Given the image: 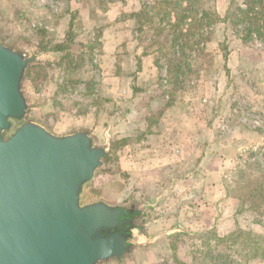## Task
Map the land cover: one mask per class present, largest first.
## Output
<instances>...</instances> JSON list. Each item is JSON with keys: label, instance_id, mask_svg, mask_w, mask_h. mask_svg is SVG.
<instances>
[{"label": "rangeland", "instance_id": "obj_1", "mask_svg": "<svg viewBox=\"0 0 264 264\" xmlns=\"http://www.w3.org/2000/svg\"><path fill=\"white\" fill-rule=\"evenodd\" d=\"M0 38L29 61L22 82L27 113L5 136L33 122L58 136L86 133L105 152L82 205L123 209L128 246L120 258L99 264H217L221 254L231 264H264L251 252L264 248V150L243 144L229 165L222 158L204 161L202 178L190 187L201 192L205 208L196 226L192 198L185 206L177 196L169 199L176 180L167 162L134 178V162L122 160L124 150H134V76L140 75L146 79L135 91L154 94L151 121L173 103L168 120L178 119L189 137L201 125L216 128L221 144L214 149L224 158L232 154L228 143H247L252 135L257 139L248 145L264 141V99L254 95L264 85L252 83L258 70L249 66L264 49V0H0ZM232 48H247L248 65L228 76ZM151 96L140 101L141 111ZM193 165L187 162V171ZM140 166L146 169V162ZM215 171L219 183L223 174L224 198L220 188L210 190ZM216 196L220 203L234 200L237 224L226 235L215 228L227 213L216 216L205 204ZM232 204H224L228 214Z\"/></svg>", "mask_w": 264, "mask_h": 264}, {"label": "water", "instance_id": "obj_2", "mask_svg": "<svg viewBox=\"0 0 264 264\" xmlns=\"http://www.w3.org/2000/svg\"><path fill=\"white\" fill-rule=\"evenodd\" d=\"M28 60L0 38V264H99L126 253L116 229L125 211L82 205L105 157L83 132L65 136L27 122L22 82Z\"/></svg>", "mask_w": 264, "mask_h": 264}, {"label": "crops", "instance_id": "obj_3", "mask_svg": "<svg viewBox=\"0 0 264 264\" xmlns=\"http://www.w3.org/2000/svg\"><path fill=\"white\" fill-rule=\"evenodd\" d=\"M245 50H247V48H242L239 50H234L232 48V53L230 54V57L234 58V61L232 62V64L231 61L228 64V76L231 75L232 70H240V68H246V66L248 65L246 61V56H244L246 54ZM260 54L261 56L258 57V60H254L252 64H249L250 67L252 66L255 70H258V74L255 76L256 78L252 80V83H255L256 86H258L259 84L264 85V49L260 52ZM144 79L146 78L142 75H140L139 77L134 76V101L136 102L135 108L138 104L137 109L134 108V121H136L134 122V150H124L122 160H125L126 162H134V178L138 177L139 174L142 172L145 173V171H147L146 175H151L150 173L156 171V166L162 169L163 164L161 165L160 163H162L163 161L167 162L165 165H167L166 167L169 169L170 172L174 173V177L176 180L175 186H173L169 192V199L173 198V195L175 197L177 196L176 201L178 202V204H184L185 206L187 203L188 196H190L192 198V200L190 201L192 207H190L191 205L188 207H190L194 211L192 213V216L190 217V221L194 226H196L197 224L202 223L204 217L203 211L205 208L202 203L203 200L201 192L197 190V187L192 190L190 187L193 180H196L197 177L202 178V164L204 163V161L214 160L215 162H218L219 159L222 158L225 159L226 164L229 165L233 162L234 157L240 154L241 148H243V144H245L246 147L257 145L259 149L264 150L263 148H261L264 147V141H257L258 144L248 145V143H252L255 141V139H257L255 138V135H252V138L250 136L248 138V140L252 139L250 142L246 143L245 140H243L231 144L228 143L226 147L232 149L233 152H230L232 154L229 156V158H224L220 156L224 153L216 152L214 149L215 147H218L221 144V140L218 139L216 136V128L212 130L211 128H204V126L201 125L198 129H194L193 135L189 137L186 135V129L184 125L179 122L178 119L176 120L173 118V120H168V118L170 117L169 115L171 114L170 112H172V109L176 107L173 103L167 104V107L164 109V111H166L158 122L151 121V117L149 118V116L153 115L154 107L152 104L153 99L151 98L154 97V94H151L149 89H139L137 92L135 91L136 87H139V85H141L145 81ZM150 95H152L150 97L151 101L148 102H150L151 104L146 105V103L143 102L145 103L144 106H146V111H141V109H143V106L139 104L140 101ZM254 95L255 98H260L263 101L264 90H259L256 94L254 93ZM261 109L264 112V106ZM135 115L138 116V119H140L141 117V121L137 122V120L135 119ZM207 130H210L211 134L208 137L204 138L203 133ZM204 149H208V151L204 152ZM190 161H192L194 164L193 169L187 171L185 164ZM142 162H146V169L141 166L139 167ZM197 164H199V168H197ZM213 173L214 175H216V182H214V184L211 183L210 190L217 191L220 188V196L222 195L221 197L224 198L223 195H225V192L222 190V187L220 185L221 182H223V174L221 175V181L219 183L217 181V172L215 171ZM210 175L212 176V174ZM146 184L148 185L149 183L146 182ZM174 188H176V190H174ZM218 197L219 196H216L214 200H210V202L205 204L209 206V210L211 212H214V215L216 216L221 210L227 213L224 218L218 221L215 228L220 235H226L230 231H232L237 224L235 216L236 208L235 204H232L234 201L233 199H228L224 201L228 206L232 204V207L234 209V214H228L231 209L228 207L226 208L224 206V202L220 203L221 200H218ZM178 209L175 208L174 211H178ZM182 210H184V208H182ZM215 220V218H212L211 223H215ZM246 223L249 224L250 227L253 226L255 228H259L258 224H250V222ZM177 226V229L175 230L180 231V225Z\"/></svg>", "mask_w": 264, "mask_h": 264}, {"label": "trees", "instance_id": "obj_4", "mask_svg": "<svg viewBox=\"0 0 264 264\" xmlns=\"http://www.w3.org/2000/svg\"><path fill=\"white\" fill-rule=\"evenodd\" d=\"M140 14V13H139ZM139 14H136L135 16H137L136 17V19L137 20H139ZM204 19V17H201L199 20H203ZM139 23H140V21H139ZM140 29H142V25H141V23H140ZM185 37H187L185 34H182L181 35V39H184ZM180 38H178V37H175V40H174V42L175 41H177L178 39H180ZM59 49V48H58ZM61 51V50H60ZM179 69H181V66L180 67H178ZM263 190V189H262ZM264 196V195H263ZM126 216V215H125ZM255 224H259V223H255ZM239 233V237L241 238V237H245V236H248L247 235V233H244V232H242V231H239L238 232ZM217 240H219L220 241V238H217ZM257 245V244H256ZM252 247V254L254 253V255H253V258H255V257H262V258H264V255H260L259 254V252H261L262 250H264V248L263 247H260V246H251ZM248 248V247H247ZM249 253V252H248ZM259 255V256H258ZM211 261L213 260V258H211L210 257V255H209V257H208ZM230 258H231V256L230 255H225V254H221V255H219L218 257H216V259H215V262L217 263V264H231L230 262Z\"/></svg>", "mask_w": 264, "mask_h": 264}, {"label": "flooded vegetation", "instance_id": "obj_5", "mask_svg": "<svg viewBox=\"0 0 264 264\" xmlns=\"http://www.w3.org/2000/svg\"><path fill=\"white\" fill-rule=\"evenodd\" d=\"M125 215H126V212H125ZM125 215L122 216V219H123V220H124ZM126 216H127V215H126ZM126 224H127V223H126V221L124 220V222L122 223V225H120L116 230H117L118 232H120V233L125 237L126 241L128 242V238L126 237V236H127L126 233H128V232L126 231L128 225H126ZM124 225H125L126 227H125L124 229H122L121 227H124Z\"/></svg>", "mask_w": 264, "mask_h": 264}]
</instances>
